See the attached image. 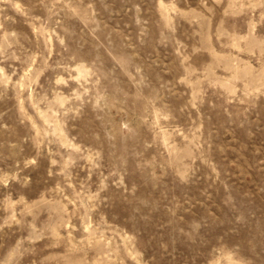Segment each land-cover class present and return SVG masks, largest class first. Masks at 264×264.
<instances>
[{"label":"rangeland","instance_id":"obj_1","mask_svg":"<svg viewBox=\"0 0 264 264\" xmlns=\"http://www.w3.org/2000/svg\"><path fill=\"white\" fill-rule=\"evenodd\" d=\"M0 264H264V0H0Z\"/></svg>","mask_w":264,"mask_h":264}]
</instances>
